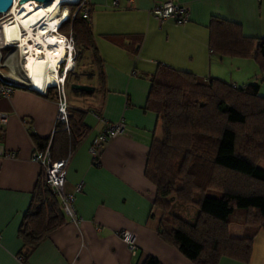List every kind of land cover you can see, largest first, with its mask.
Wrapping results in <instances>:
<instances>
[{
	"label": "crops",
	"instance_id": "0c3cea01",
	"mask_svg": "<svg viewBox=\"0 0 264 264\" xmlns=\"http://www.w3.org/2000/svg\"><path fill=\"white\" fill-rule=\"evenodd\" d=\"M165 1L86 0L91 46L80 51L69 79L90 78L95 85L91 92L74 90L77 94L70 98L75 106L64 88L67 104L83 112L85 126L64 166L63 192L73 195L78 221L65 217L55 199L54 216L63 223L22 263L17 261L25 250L20 231L36 206L41 175L31 156H41L51 143V156L58 160L56 95L53 89L44 96L15 88L0 97V112L7 116L0 130V264H142L146 258L158 264H191L157 235L164 212L154 205L156 189L145 176V165L153 140L161 138V126L145 107L148 79L164 66L234 86L257 83L264 97V69L253 58L256 42L264 39V0H172L188 9V20L180 26L159 23L149 14L154 4ZM119 120L123 132L103 145L97 165H91L92 140L104 124ZM32 137L47 139V148L37 150ZM189 212L184 220L193 222L197 212ZM243 218L238 210L228 219L230 238L250 236ZM121 231L133 235L134 254L120 241ZM217 264H264V225L252 236L246 263L223 257Z\"/></svg>",
	"mask_w": 264,
	"mask_h": 264
},
{
	"label": "trees",
	"instance_id": "16d2710c",
	"mask_svg": "<svg viewBox=\"0 0 264 264\" xmlns=\"http://www.w3.org/2000/svg\"><path fill=\"white\" fill-rule=\"evenodd\" d=\"M69 6L73 13L58 33L71 36L75 64L80 51L91 43L88 21L81 18L77 6ZM253 58L264 69V39L256 42ZM92 60H97L95 55ZM73 72L66 73L65 87ZM148 80L145 107L158 116L161 126V138L153 140L145 165V176L156 189L154 205L165 213L158 223V237L191 264H217L223 257L246 263L252 236L264 225V97L259 95V84L234 86L164 66H158ZM67 114L66 125L54 130L56 158L66 161L85 131L83 112L68 105ZM32 140L37 150L47 148V139ZM52 150L50 143L47 152L53 162ZM55 199L40 182L36 206L25 216L20 231L23 262L63 223L54 216ZM170 199L194 207L195 220L168 213ZM238 210L244 212L250 236L230 238L228 219ZM142 264L158 263L146 258Z\"/></svg>",
	"mask_w": 264,
	"mask_h": 264
},
{
	"label": "bare ground",
	"instance_id": "6f19581e",
	"mask_svg": "<svg viewBox=\"0 0 264 264\" xmlns=\"http://www.w3.org/2000/svg\"><path fill=\"white\" fill-rule=\"evenodd\" d=\"M75 1L52 0L47 5L38 4L30 8L17 5V0H13L0 18L1 21L7 17L0 23V37L8 45H13L4 56L3 66L11 80L41 91L60 82L57 76L60 63H66V72L72 68L70 59L65 62L64 38L54 31L66 17L67 11L61 7Z\"/></svg>",
	"mask_w": 264,
	"mask_h": 264
},
{
	"label": "built area",
	"instance_id": "2783aa9c",
	"mask_svg": "<svg viewBox=\"0 0 264 264\" xmlns=\"http://www.w3.org/2000/svg\"><path fill=\"white\" fill-rule=\"evenodd\" d=\"M13 2V1H12ZM75 5L77 6V10L82 19L89 22L90 18V8L86 3V0H76ZM149 14L157 20L159 23L164 21H171L175 25H182L188 20V9L183 4L178 2L167 0L165 2H159L154 4ZM73 17V16H72ZM56 34V33H54ZM65 41V52L66 59H70L73 63L74 59V46L72 42V38L70 35L63 36ZM13 45H8L4 39L0 37V69L4 66V56L11 50ZM58 69V68H57ZM66 67L64 68V71ZM11 76L6 70L5 74H1L0 72V97L6 98L8 95L15 89L21 88L25 90H29L32 92L39 93L41 95H46L48 89L52 88L56 94V115H55V125H63L65 126L67 123V100L64 94V83L60 81L56 83L54 88L48 87L43 88L41 91L32 90L29 86L21 82H14L11 80ZM7 122L6 114L0 112V130L5 126ZM123 122L119 120L114 124H104L102 130L98 133V135L92 140L89 148L88 154L91 157V165H97V161L103 148V145L109 141L119 136L123 132ZM7 158H12V154H6ZM31 161L35 162L39 165L41 169V175L39 180L46 187L49 188L50 192L56 196L58 199L60 209L62 214L67 217L71 222H77V218L75 216L73 210V195H65L63 192V184H64V166L66 164V160H57L51 161L48 155L47 150L40 156L36 152H34L31 156ZM80 190V186H76L74 192H78ZM119 239L127 248V251L130 254H134L136 250V245L133 241V235L128 231L119 232ZM17 261L22 263V258L20 256L17 257Z\"/></svg>",
	"mask_w": 264,
	"mask_h": 264
},
{
	"label": "rangeland",
	"instance_id": "374dc122",
	"mask_svg": "<svg viewBox=\"0 0 264 264\" xmlns=\"http://www.w3.org/2000/svg\"><path fill=\"white\" fill-rule=\"evenodd\" d=\"M24 6H26V7H32V6H34L32 3L31 4H28V3H24L23 4ZM73 6H76L75 4H73ZM72 6V7H73ZM70 7L71 6H69V5H64V6H62L61 7V9H66V11L68 12V14L70 15L71 13H73V11L72 12H70ZM68 15V16H69ZM3 15H0V18L2 17ZM7 19V17H5L4 19H1V21H0V23H3L5 20ZM67 30H69V29H67ZM62 35H64V33H62V32H60ZM66 34V33H65ZM75 51L76 50H74V53H75ZM73 66H71L72 68H70V70L69 71H67V72H73V70H75V64H74V62H73V64H72ZM0 72H1V74H5L6 73V68H1L0 69ZM72 84H76V85H81V86H89V87H91V85H95V81H93L92 79H90V78H78V79H73L72 78V81H71V83L68 85V86H66V89H65V93H66V95L70 98H72L73 96V94H74V90H72L71 88H70V85H72ZM92 88V87H91ZM70 98V101H71V103L75 106L76 105V103H74L73 102V99H71ZM76 107H78V106H76ZM260 167V166H259ZM261 168H263L264 169V165H262V167ZM169 209L167 210L168 211V213H170V214H176V215H178V216H181L183 219H188L189 218V216H190V212L189 211H193V210H195L196 211V209L194 208V207H192V206H182V205H178L177 204V202L174 200V199H170L169 200Z\"/></svg>",
	"mask_w": 264,
	"mask_h": 264
},
{
	"label": "water",
	"instance_id": "95a60500",
	"mask_svg": "<svg viewBox=\"0 0 264 264\" xmlns=\"http://www.w3.org/2000/svg\"><path fill=\"white\" fill-rule=\"evenodd\" d=\"M13 0H0V15L5 14L8 9L11 7ZM52 0H17V5H22L26 2H35L41 5H47L51 2ZM64 4V3H63ZM71 4V3H67ZM70 88L75 91H80V92H91L92 88L87 87V86H80V85H71Z\"/></svg>",
	"mask_w": 264,
	"mask_h": 264
},
{
	"label": "clouds",
	"instance_id": "9594fccd",
	"mask_svg": "<svg viewBox=\"0 0 264 264\" xmlns=\"http://www.w3.org/2000/svg\"><path fill=\"white\" fill-rule=\"evenodd\" d=\"M73 4H75V2L74 3H71V4H66V5H73ZM67 18H68V12L66 13V17H65L64 21L63 22L61 21L62 23H60V25L63 24L67 20ZM60 25L57 28H59ZM54 33L58 34V29H56L54 31ZM65 62H66V60H65ZM73 62H74V60H73ZM65 67H66V63H63L62 62V63H60V65L58 66V69H57V76L59 77V80L62 81L63 83H64V80H65V75L67 73L66 70L64 71V68ZM69 70H67V71H69ZM50 87H53L54 88V86H50Z\"/></svg>",
	"mask_w": 264,
	"mask_h": 264
}]
</instances>
